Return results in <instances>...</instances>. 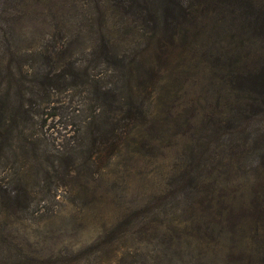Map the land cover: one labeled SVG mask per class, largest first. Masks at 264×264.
<instances>
[{"label":"rangeland","instance_id":"obj_1","mask_svg":"<svg viewBox=\"0 0 264 264\" xmlns=\"http://www.w3.org/2000/svg\"><path fill=\"white\" fill-rule=\"evenodd\" d=\"M127 11L120 0H0V183L21 197L0 203V264H264L261 173L241 158L264 113L221 125L198 171L193 144L205 134L194 133L227 117L234 96L201 48L173 63L169 92L166 78L122 84L121 63L100 48L116 42L127 60L120 51H140L149 33ZM227 46L248 54L246 43ZM157 68L164 77V62ZM126 101L140 121L87 151L88 117L118 119ZM236 126L244 134L232 137ZM80 157L94 167L83 172ZM56 161L67 174L40 179L38 166ZM189 171L194 180L180 182Z\"/></svg>","mask_w":264,"mask_h":264},{"label":"trees","instance_id":"obj_2","mask_svg":"<svg viewBox=\"0 0 264 264\" xmlns=\"http://www.w3.org/2000/svg\"><path fill=\"white\" fill-rule=\"evenodd\" d=\"M120 1L128 8L129 16L140 26L142 32L149 33L143 38L146 42L142 43L140 51L136 48L129 49V47L120 51L122 54L127 50L130 51L133 56L130 60L117 54L116 42L107 43L100 48L106 63L112 65L121 63L119 69L122 74V84H133L135 81L139 87L145 88L149 84L154 86L155 81L166 78L169 82L166 83L165 93L169 92L170 88L176 85V82L171 83L175 77L172 74L173 63L182 59L183 56L196 55L201 48L198 53L199 58L207 60L208 64L216 67L220 85L234 96L233 107L228 109L227 117L219 121L213 118L206 128L198 127L194 133L197 135L204 132L205 134L195 139L196 143L193 144V160L199 164L197 166L199 171L205 156L208 155L212 140L220 137L221 125L243 122L246 117L259 110L264 113V0ZM228 35L231 42L246 43V47H249L248 54L240 55L241 51L228 48L227 45L231 43L227 44ZM220 40L225 41L226 45H223ZM149 47L159 49L156 62L145 54L150 50ZM251 49L256 52H250ZM149 58L152 59V63ZM163 62L164 77H159L160 71L157 66ZM114 94L115 88L110 86L103 89L101 96L107 101L111 100ZM15 97L19 98V95ZM22 107L23 104L17 106L19 109ZM3 114L6 112L3 111ZM211 115L213 116L214 113L212 112ZM88 118L89 129L85 131V135L86 138H90V146L86 148L90 151L94 146L107 148L114 145L119 136L118 133L124 127L140 121V113L126 101L118 119L109 118L104 113H96ZM152 121L155 122V119ZM148 125L154 126L153 123ZM239 129L240 126H236L231 136L244 134V130L239 131ZM3 131L4 125L0 123V160L7 154V150L3 147L5 144ZM256 132L249 144L243 147L241 158L244 159V163L252 167L255 174L261 173L260 188L264 189V127ZM218 145L216 144L215 147ZM79 161L82 162L79 166L83 172L94 167V162L90 158L84 160L80 157ZM38 167L37 173L40 179L43 173L67 174V165L58 161L50 163V166L41 164ZM187 179L194 180L190 178V171L184 173L180 182L184 183ZM1 184L3 183H0V187L3 186ZM3 187L4 190H1L0 196L1 204L5 197L8 203L21 201L20 193L16 189L10 190L7 185ZM253 206L257 215L263 214L260 204L256 206L253 204Z\"/></svg>","mask_w":264,"mask_h":264}]
</instances>
